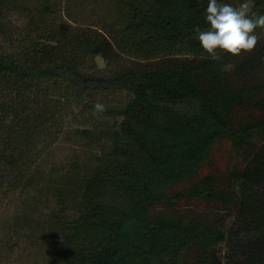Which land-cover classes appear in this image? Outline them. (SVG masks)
I'll list each match as a JSON object with an SVG mask.
<instances>
[{
  "label": "trees",
  "instance_id": "1",
  "mask_svg": "<svg viewBox=\"0 0 264 264\" xmlns=\"http://www.w3.org/2000/svg\"><path fill=\"white\" fill-rule=\"evenodd\" d=\"M207 4L0 0V264H264V38L208 58Z\"/></svg>",
  "mask_w": 264,
  "mask_h": 264
},
{
  "label": "clouds",
  "instance_id": "2",
  "mask_svg": "<svg viewBox=\"0 0 264 264\" xmlns=\"http://www.w3.org/2000/svg\"><path fill=\"white\" fill-rule=\"evenodd\" d=\"M254 9L253 0H243L236 6L230 3H220L218 0H208L205 20L206 29H195L199 43L208 58L218 61L221 54L239 56L252 52L259 41L264 38V14H258ZM257 29H260L257 34ZM231 65H224L223 70H230ZM105 106L94 105V112H103ZM13 116L5 119L10 125Z\"/></svg>",
  "mask_w": 264,
  "mask_h": 264
},
{
  "label": "rangeland",
  "instance_id": "3",
  "mask_svg": "<svg viewBox=\"0 0 264 264\" xmlns=\"http://www.w3.org/2000/svg\"><path fill=\"white\" fill-rule=\"evenodd\" d=\"M97 64L99 68H102L104 66V61L102 60V58L99 57L97 59ZM102 97H106L105 99L109 101H115L118 100V98H121L120 95H107ZM239 159L240 156L233 148H231L230 143L223 142L215 147L211 160L205 167L202 168L195 180L202 178L203 176L208 174H215L217 177H223L226 175L227 169L235 166L236 162Z\"/></svg>",
  "mask_w": 264,
  "mask_h": 264
}]
</instances>
